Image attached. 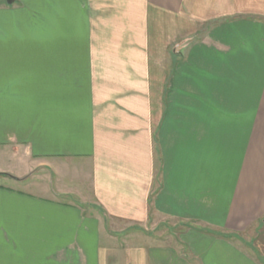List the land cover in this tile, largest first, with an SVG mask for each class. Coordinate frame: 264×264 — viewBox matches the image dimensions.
<instances>
[{
  "label": "crops",
  "instance_id": "obj_1",
  "mask_svg": "<svg viewBox=\"0 0 264 264\" xmlns=\"http://www.w3.org/2000/svg\"><path fill=\"white\" fill-rule=\"evenodd\" d=\"M0 150V264H264V0H0Z\"/></svg>",
  "mask_w": 264,
  "mask_h": 264
},
{
  "label": "rangeland",
  "instance_id": "obj_2",
  "mask_svg": "<svg viewBox=\"0 0 264 264\" xmlns=\"http://www.w3.org/2000/svg\"><path fill=\"white\" fill-rule=\"evenodd\" d=\"M19 167V160L16 157H11L6 152H2L0 150V172H8L12 175L20 174L21 170ZM45 172V176L41 177L44 173L40 171L36 174L29 176V178L22 182H17L16 180L6 177L0 174V185L10 186L16 189L23 190L25 192H29L38 196H48L47 191L49 193L52 192L53 187L56 185V177L52 174H47V169L43 170ZM66 185H71V180L64 181ZM61 200H72V198H61ZM144 231L149 233H154L158 235H162L164 233L175 234L176 227L169 225V223L154 221L151 225L148 224L144 226ZM134 230V229H133ZM139 233V232H134Z\"/></svg>",
  "mask_w": 264,
  "mask_h": 264
},
{
  "label": "water",
  "instance_id": "obj_3",
  "mask_svg": "<svg viewBox=\"0 0 264 264\" xmlns=\"http://www.w3.org/2000/svg\"><path fill=\"white\" fill-rule=\"evenodd\" d=\"M6 2H7L8 4H10V3L13 2V0H6ZM0 174H2V173H0Z\"/></svg>",
  "mask_w": 264,
  "mask_h": 264
}]
</instances>
